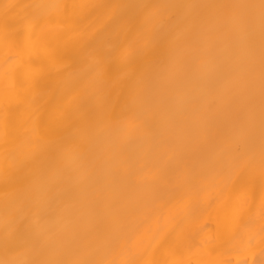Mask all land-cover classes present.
Here are the masks:
<instances>
[{
  "label": "bare ground",
  "instance_id": "1",
  "mask_svg": "<svg viewBox=\"0 0 264 264\" xmlns=\"http://www.w3.org/2000/svg\"><path fill=\"white\" fill-rule=\"evenodd\" d=\"M248 4L259 0H0V24L13 25L0 30V122L5 109L13 118L0 139V228L27 190L3 170L33 134L55 125L73 149L61 166L84 176L24 208L46 245L6 246L0 231V262L264 264V37ZM155 5L165 7L147 52L126 58ZM77 42L65 70L53 50ZM22 67L50 75L22 89L11 76ZM138 92L127 114L148 107L153 118L130 138L85 116L90 100L123 109Z\"/></svg>",
  "mask_w": 264,
  "mask_h": 264
},
{
  "label": "snow or ice",
  "instance_id": "2",
  "mask_svg": "<svg viewBox=\"0 0 264 264\" xmlns=\"http://www.w3.org/2000/svg\"><path fill=\"white\" fill-rule=\"evenodd\" d=\"M8 7L14 6L9 5ZM27 7L36 6L28 5ZM146 7L147 11L145 14L143 31L138 34L135 44L122 53L126 58L147 52L152 34L160 22L156 10L165 6L155 5ZM244 7L253 9L259 8L262 37H264V0H259L258 5L248 4L244 5ZM108 17L112 23L119 22V19L112 16L110 13ZM48 23L52 24L55 22L48 21ZM29 28V38L38 40L42 31L41 25L39 23H30ZM12 29L13 25L6 16L3 23L0 24V30L7 36L11 33ZM17 35L20 37L23 36L22 33H18ZM77 47L78 42L69 45L66 50L54 49L53 58L66 70L72 67L73 56ZM12 62V58L4 61L5 71H7V66L11 65ZM92 67L95 71H102L100 66L95 62ZM49 75L50 74L45 71L41 80H32L29 77L28 71L23 67L11 73L12 78L16 79L18 87L22 89L25 87H38ZM67 103L71 105L74 101L68 100ZM139 103V92L135 96L125 100L123 109L108 103L90 100L87 105L85 116L93 121L103 119L112 127L118 129L124 137L130 138L132 134L138 132L153 118V111L148 107H141L140 110L133 115L127 114L126 110H132ZM55 114H57L56 123L58 124L68 115V112L64 107H59L55 109ZM262 125H264V112H262ZM12 128L13 118L8 113L7 109H5L2 122H0V139L5 141L9 140L11 138ZM85 130L88 131V129ZM28 145L29 148L27 152L17 154L13 158L11 169L3 170L6 177L11 175L12 172L21 174L22 183L27 185V190L24 195L12 205L8 214L9 218L5 219L2 228H0V231L3 233V243L6 246H11L21 241L27 242L30 238L36 244L46 245L50 237L44 230L36 229L31 222V218L24 213V208L36 200L38 193L54 191L61 182L76 185L81 183L84 179L83 175L75 178L69 176L61 166L60 162L67 159L73 149L68 142L58 138L55 125H52L48 132L41 133L39 136H35V134L30 136L28 138ZM262 150H264V144H262ZM26 172L27 175H23ZM0 264H5V262H0ZM7 264H48V262L10 261L7 262Z\"/></svg>",
  "mask_w": 264,
  "mask_h": 264
}]
</instances>
